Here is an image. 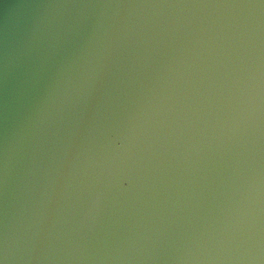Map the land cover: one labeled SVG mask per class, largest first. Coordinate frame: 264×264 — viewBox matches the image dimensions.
I'll return each mask as SVG.
<instances>
[{
    "label": "water",
    "instance_id": "obj_1",
    "mask_svg": "<svg viewBox=\"0 0 264 264\" xmlns=\"http://www.w3.org/2000/svg\"><path fill=\"white\" fill-rule=\"evenodd\" d=\"M0 264H264V0H0Z\"/></svg>",
    "mask_w": 264,
    "mask_h": 264
}]
</instances>
